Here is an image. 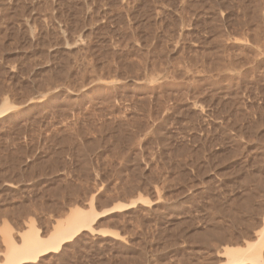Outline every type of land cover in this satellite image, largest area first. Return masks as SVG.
I'll use <instances>...</instances> for the list:
<instances>
[{
    "label": "rangeland",
    "instance_id": "obj_1",
    "mask_svg": "<svg viewBox=\"0 0 264 264\" xmlns=\"http://www.w3.org/2000/svg\"><path fill=\"white\" fill-rule=\"evenodd\" d=\"M7 99L1 257L5 227L91 204L125 206L22 264H222L259 241L264 0H0Z\"/></svg>",
    "mask_w": 264,
    "mask_h": 264
},
{
    "label": "bare ground",
    "instance_id": "obj_2",
    "mask_svg": "<svg viewBox=\"0 0 264 264\" xmlns=\"http://www.w3.org/2000/svg\"><path fill=\"white\" fill-rule=\"evenodd\" d=\"M10 105L7 99L5 104L0 106V115L7 110L5 106ZM123 206L125 205L117 203L114 207L112 206V209ZM90 207L86 209L77 205L73 206L63 219L56 221L54 230L46 235L43 231L36 229L33 220L31 221L33 224L30 223L27 229L21 228L18 233H13L11 230L8 232V227H5L7 229L6 234H3L5 249L2 250L3 257L0 255V264H22L26 261H35L48 252L58 251L66 241L73 239L85 228L93 230L92 221L98 214L112 210L109 208L98 212L94 205L91 204ZM260 231L258 242L247 243L245 246H227L225 248L226 261L222 264H264L262 245L264 244V224Z\"/></svg>",
    "mask_w": 264,
    "mask_h": 264
}]
</instances>
